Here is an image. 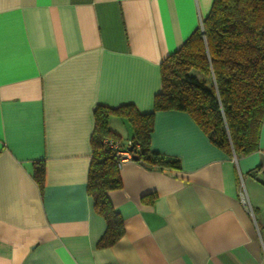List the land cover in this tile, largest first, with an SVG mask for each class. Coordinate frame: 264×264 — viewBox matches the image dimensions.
Masks as SVG:
<instances>
[{
  "label": "crops",
  "instance_id": "crops-1",
  "mask_svg": "<svg viewBox=\"0 0 264 264\" xmlns=\"http://www.w3.org/2000/svg\"><path fill=\"white\" fill-rule=\"evenodd\" d=\"M212 1L0 0V264H264V118L237 157L186 112H156L150 149L180 168L121 163L112 245L87 191L94 107L151 112L161 61ZM108 126L131 140L126 118Z\"/></svg>",
  "mask_w": 264,
  "mask_h": 264
},
{
  "label": "trees",
  "instance_id": "trees-1",
  "mask_svg": "<svg viewBox=\"0 0 264 264\" xmlns=\"http://www.w3.org/2000/svg\"><path fill=\"white\" fill-rule=\"evenodd\" d=\"M165 110L189 114L227 155L245 156L258 149L264 118V0H213L200 25L161 61L160 90L151 112L142 113L131 103L94 107L87 191L107 224L99 246L112 245L123 234L122 220L108 199V191L121 185L119 167L104 142L118 140L109 117L129 121L130 150L142 164L179 169L177 158L150 149L155 113ZM43 178V163L36 162L33 179L39 187Z\"/></svg>",
  "mask_w": 264,
  "mask_h": 264
},
{
  "label": "built area",
  "instance_id": "built-area-1",
  "mask_svg": "<svg viewBox=\"0 0 264 264\" xmlns=\"http://www.w3.org/2000/svg\"><path fill=\"white\" fill-rule=\"evenodd\" d=\"M106 148L110 150L111 154L114 156L116 160V164L119 167L123 161H126L128 159H132V140H128L126 142L125 146H122L118 140H113V139H105L104 140ZM241 200L244 205L247 204V200L245 198V195L243 192L240 193Z\"/></svg>",
  "mask_w": 264,
  "mask_h": 264
},
{
  "label": "water",
  "instance_id": "water-1",
  "mask_svg": "<svg viewBox=\"0 0 264 264\" xmlns=\"http://www.w3.org/2000/svg\"><path fill=\"white\" fill-rule=\"evenodd\" d=\"M132 158H133V159H135V160H137V157H136V155H133V156H132Z\"/></svg>",
  "mask_w": 264,
  "mask_h": 264
}]
</instances>
